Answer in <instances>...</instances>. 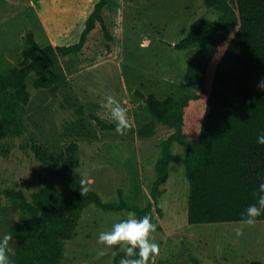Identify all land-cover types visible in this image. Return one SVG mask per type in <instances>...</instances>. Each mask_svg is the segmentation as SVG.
Masks as SVG:
<instances>
[{
  "label": "rangeland",
  "instance_id": "374dc122",
  "mask_svg": "<svg viewBox=\"0 0 264 264\" xmlns=\"http://www.w3.org/2000/svg\"><path fill=\"white\" fill-rule=\"evenodd\" d=\"M91 2L0 0V75L8 74L23 59L28 29L35 32L36 39L43 46L51 43L49 35L53 42H58V35L69 31L70 27L81 26ZM125 2V56L135 62L144 57L153 76L168 74L171 77L169 86L159 76V79L152 76L150 88L141 90L145 94L155 93L159 98L169 95L180 98L195 93L186 86L184 78L187 63L199 46L178 50L172 43L184 38L196 19L218 20L223 9L208 7L204 0ZM134 42L137 45L135 51L132 50ZM80 61L77 62L75 56L55 58L47 70L54 81L48 88L33 87L34 80L42 75L33 72L27 79L32 92L31 101L28 105L18 106L12 124L4 122L3 110L0 111V235L8 233L13 237L10 242L14 253L10 257L12 264L21 258L13 226L27 222L29 216L15 209L16 204L8 191H21L28 201H36L41 207L60 205L67 198L69 189L55 161L72 144L77 145V165L72 168L74 177L80 180L78 172L86 173L91 181L90 190L98 193L104 202H127L143 208L150 202L155 203L152 186L157 177L156 163L163 153L161 142L171 130L159 128L152 138L137 134L120 136L116 131L102 130L89 117L91 112L85 110V100H105L108 95L114 96L127 109L134 126L137 122L133 120V113L137 121L142 122L141 125L137 123L136 129L155 121V118L147 107L143 108L135 89L130 94L122 89L91 88L90 78L85 73L87 66ZM112 80L117 82L113 77ZM13 95L12 92L10 102L15 100ZM104 119L112 122L110 114ZM172 151L174 159L170 176L162 185L163 194L154 206L160 222V229L152 234L160 246L157 264H250L255 260L264 261V220L257 221L253 227L241 225L240 221L189 223L187 149L174 143ZM128 211H106L91 204L81 213L70 215L64 223L68 238L61 240V257L55 264H116V256H112L111 251L108 255L98 256L97 250L103 246L97 243V237L100 231L109 230L114 223L125 219ZM29 227L34 233L39 229L34 222ZM237 227H243V236H236L234 229ZM54 229L52 226L49 230L53 233Z\"/></svg>",
  "mask_w": 264,
  "mask_h": 264
},
{
  "label": "trees",
  "instance_id": "16d2710c",
  "mask_svg": "<svg viewBox=\"0 0 264 264\" xmlns=\"http://www.w3.org/2000/svg\"><path fill=\"white\" fill-rule=\"evenodd\" d=\"M204 2L208 7H221L222 15L218 20L196 19L188 34L173 45L178 50L199 46L184 78L186 86L195 93L180 98L173 95L159 98L154 93L146 95L136 91L155 121L140 129L132 124L127 134L151 138L159 128L171 130L161 142L163 153L156 163L157 177L152 186L155 203L150 202L145 208L127 202L107 203L92 190L81 196L79 180L72 172L77 165V145L72 144L55 161L69 189L60 205L41 207L36 201H28L21 191H8L15 209L29 216L27 222L13 226L21 256L16 264L57 263L61 257V240L68 238L64 223L70 215L81 213L91 204L106 211H135L137 217L150 213L156 229H160L154 206L170 176L174 143L187 149L190 224L239 222L246 208L255 203L253 193L264 181V145L257 143V137L264 134V91L257 86L264 78V0ZM111 3V0H98L79 41L72 44L43 46L35 32L28 29L23 59L8 74L0 75V111L3 110L7 125L14 122L18 106L31 101L27 79L33 72L42 73L34 80V88L52 86L54 81L47 71L52 62L59 56H79L98 23L107 41L114 40L103 15L104 8ZM12 92L15 100L10 102ZM89 117L102 130L115 131L113 122L94 113ZM263 220L264 214L257 218V221ZM32 222L39 225L35 233L29 227ZM52 226H55L53 233L49 230ZM122 255L121 252L116 256V264ZM250 264H264V261L255 260Z\"/></svg>",
  "mask_w": 264,
  "mask_h": 264
},
{
  "label": "crops",
  "instance_id": "0c3cea01",
  "mask_svg": "<svg viewBox=\"0 0 264 264\" xmlns=\"http://www.w3.org/2000/svg\"><path fill=\"white\" fill-rule=\"evenodd\" d=\"M98 0H92L90 10L81 24V26L72 28L70 27L69 31L63 32L61 35H58V42H53V38L49 35V40L54 45H67L72 44L79 41L80 36L82 34L83 29L85 28V21L89 17L90 13L94 10L95 4ZM111 4L107 5L103 10V15L111 30L114 40L107 41L105 38V34L102 30L100 23L97 24V27L89 34L88 41L85 45V48L82 50L79 56H75L76 61L79 62L80 58L87 67L85 73L87 74L89 80V85L93 89H122L123 92L127 91L130 94L133 90H141V89H149L152 82V72L149 68H147V60H144V57L139 59L138 62L129 58V56H125L126 54V39H127V29H126V17L125 10L123 9L124 5L127 3L125 0H111ZM125 8V7H124ZM191 26V25H190ZM66 30V29H63ZM51 38V39H50ZM130 40L134 41L132 37ZM177 42H173L172 44H176ZM110 46V50L108 47ZM136 43H133L132 50H136ZM107 53L105 54V52ZM59 57H69V56H59ZM140 58L141 56H137ZM162 58V57H160ZM80 61V62H81ZM188 62V61H187ZM189 63V62H188ZM187 63V68H188ZM167 64V63H166ZM77 67H74L76 69ZM73 69V70H74ZM170 71V70H169ZM187 72V71H186ZM170 73H173V69L171 66ZM159 74L153 76L155 78L160 77L161 81L164 84H172L168 80L171 77L168 74L160 75ZM112 77L117 79V82L112 80ZM164 78V79H163ZM156 80V82L158 81ZM113 82L114 85L111 84ZM142 91V90H141ZM143 92V91H142ZM144 93V92H143ZM150 94V93H149ZM155 94V93H154ZM148 95V94H146ZM159 97V96H158ZM144 104V109L147 107L145 100L140 98ZM103 99H89L85 100V110L87 112H91L101 116L102 118H107L109 113L107 110L102 108ZM144 109H142L144 111ZM133 120L141 125L142 122H138L136 119V115L133 113ZM131 123L133 122L130 119ZM153 121V120H152ZM135 123V126H138ZM152 138V137H151Z\"/></svg>",
  "mask_w": 264,
  "mask_h": 264
},
{
  "label": "clouds",
  "instance_id": "9594fccd",
  "mask_svg": "<svg viewBox=\"0 0 264 264\" xmlns=\"http://www.w3.org/2000/svg\"><path fill=\"white\" fill-rule=\"evenodd\" d=\"M257 86L264 91V78H261ZM101 106L110 114L118 135L124 136L131 130L132 123L128 111L114 96H106ZM257 143L264 145V134L257 137ZM78 173L81 177L79 180L80 194L85 197L90 191L91 181L86 173ZM253 195L256 197L255 203L246 208L242 214L243 219L239 222L248 227L255 226L257 218L264 214V181L259 183ZM156 228L150 213L137 217L135 211H128L125 219L114 223L109 230L98 233L97 243L103 248L98 249L97 254L102 257L111 251L112 256H117L122 252L119 264H157L160 246L152 235L156 232ZM234 231L237 237L244 235L243 227H237ZM12 240L11 234L0 235V264H12L10 258L14 254L10 246Z\"/></svg>",
  "mask_w": 264,
  "mask_h": 264
},
{
  "label": "bare ground",
  "instance_id": "6f19581e",
  "mask_svg": "<svg viewBox=\"0 0 264 264\" xmlns=\"http://www.w3.org/2000/svg\"><path fill=\"white\" fill-rule=\"evenodd\" d=\"M171 190H173V189H171ZM172 193H173V191H171ZM172 193H171V195H172Z\"/></svg>",
  "mask_w": 264,
  "mask_h": 264
}]
</instances>
